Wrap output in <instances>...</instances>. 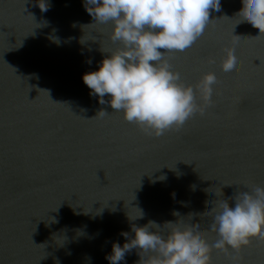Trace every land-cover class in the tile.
I'll list each match as a JSON object with an SVG mask.
<instances>
[{"label": "water", "instance_id": "obj_1", "mask_svg": "<svg viewBox=\"0 0 264 264\" xmlns=\"http://www.w3.org/2000/svg\"><path fill=\"white\" fill-rule=\"evenodd\" d=\"M244 7L220 0L186 51L164 53L197 103L204 73L219 83L203 116L157 137L82 80L109 55L101 50L120 46L111 22L95 23L83 0H49L45 12L37 0H0V264H109L121 232L150 220L162 234L171 221L218 239L219 203L264 187V34L237 16ZM233 47L241 67L229 75L221 63ZM210 255L211 264H264V240ZM139 258L133 249L120 264Z\"/></svg>", "mask_w": 264, "mask_h": 264}, {"label": "clouds", "instance_id": "obj_2", "mask_svg": "<svg viewBox=\"0 0 264 264\" xmlns=\"http://www.w3.org/2000/svg\"><path fill=\"white\" fill-rule=\"evenodd\" d=\"M83 3L95 23L111 22L110 39L120 45L112 51L101 50L109 55L101 59L96 70L82 74L90 96L104 104L107 95V103L114 111L121 112L126 121L136 123L146 134L157 137L173 127L179 129L193 114H205L212 104L214 86L219 83L215 73L206 72L198 81L196 89L201 102L197 103L193 87L180 82V74L171 69L164 53L188 49L208 25L209 10H220V0H83ZM37 5L45 12L49 0H37ZM244 5L237 16L258 29L259 35L264 34V0H244ZM208 63L214 64L215 58L209 57ZM240 67L235 48L225 49L222 71L235 75ZM97 114L103 116L106 112ZM229 199L234 200V205L223 199L213 215L210 230L216 232L218 239L212 243L198 225L181 227L169 221L164 225L170 227L162 234L157 223L150 220L140 226L131 224V237L121 232L125 241L113 242L105 259L109 264H120L126 253L136 249L140 257L136 264H211L213 248L238 252L253 237L264 240V187L238 192ZM142 217V210L134 218L128 216L129 220ZM233 264H238L235 258Z\"/></svg>", "mask_w": 264, "mask_h": 264}, {"label": "snow or ice", "instance_id": "obj_3", "mask_svg": "<svg viewBox=\"0 0 264 264\" xmlns=\"http://www.w3.org/2000/svg\"><path fill=\"white\" fill-rule=\"evenodd\" d=\"M198 38H199V37H198ZM198 38H197V39H198ZM186 50H187V49H185L184 51H186Z\"/></svg>", "mask_w": 264, "mask_h": 264}]
</instances>
